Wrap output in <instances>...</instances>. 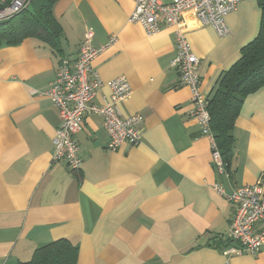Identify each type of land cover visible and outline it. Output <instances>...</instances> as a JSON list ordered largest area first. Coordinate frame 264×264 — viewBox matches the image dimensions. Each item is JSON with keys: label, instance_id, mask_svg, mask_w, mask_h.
<instances>
[{"label": "crops", "instance_id": "1", "mask_svg": "<svg viewBox=\"0 0 264 264\" xmlns=\"http://www.w3.org/2000/svg\"><path fill=\"white\" fill-rule=\"evenodd\" d=\"M134 8V0H59L63 55L32 37L0 46V264L27 261L61 237L79 246L78 264H264V248L256 256L222 253L235 209L215 190L220 184L230 194L260 180L264 187V86L245 99L231 171L219 173L212 140L192 116L191 88L173 65L176 27L148 34L130 20ZM261 15L257 0H242L221 36L193 10L183 13L208 97L258 35ZM89 29L102 49L94 72L105 82L126 76L133 93L119 109L144 119L141 142L113 151L103 118L87 113L75 135L83 163L73 172L64 161L53 163L62 119L40 93L63 58L77 57ZM109 93L100 88L96 102Z\"/></svg>", "mask_w": 264, "mask_h": 264}, {"label": "built area", "instance_id": "2", "mask_svg": "<svg viewBox=\"0 0 264 264\" xmlns=\"http://www.w3.org/2000/svg\"><path fill=\"white\" fill-rule=\"evenodd\" d=\"M135 8L130 20L143 24L148 34L157 33L163 26H175L177 55L173 65L180 73L181 83L192 91V116L201 125V133L212 140V158L219 173L226 174L220 151L211 128L208 96L201 90L200 60L193 52L182 27L185 11L193 10L204 24L212 25L221 36L229 34L226 16L239 8L242 0H134ZM6 3V0H0ZM30 0H11L0 8V20L10 18L29 4ZM93 29H89L75 59L63 58L56 77L40 94L48 97L58 109L62 123L53 137V163L64 161L71 171L81 169L83 160L75 135L82 128L87 113L103 118L109 136L108 148L115 151L125 143L137 145L141 142L143 115L135 113L125 116L119 103L127 101L133 93L126 76L105 82L93 70V61L102 49L92 45ZM114 35L111 43L115 42ZM110 88L97 103L98 91L103 86ZM218 193L227 196L234 205V213L224 239L222 253L229 257L245 253L258 255L264 248V187L260 181L238 186L226 194L220 184H215ZM224 264H229L228 260Z\"/></svg>", "mask_w": 264, "mask_h": 264}, {"label": "trees", "instance_id": "3", "mask_svg": "<svg viewBox=\"0 0 264 264\" xmlns=\"http://www.w3.org/2000/svg\"><path fill=\"white\" fill-rule=\"evenodd\" d=\"M59 0H30L29 4L14 16L0 20V46L16 45L26 38H36L64 54L62 38L64 30L55 16L54 7ZM0 2V8L10 3ZM262 15L256 38L241 50L240 58L223 72L214 95L208 97L211 128L225 171H231L234 152V127L242 105L253 92L264 86V0H257ZM226 239L220 241L225 246ZM79 246L68 237H61L39 245L31 259L19 264H78Z\"/></svg>", "mask_w": 264, "mask_h": 264}]
</instances>
